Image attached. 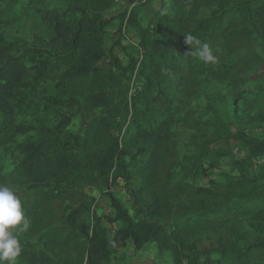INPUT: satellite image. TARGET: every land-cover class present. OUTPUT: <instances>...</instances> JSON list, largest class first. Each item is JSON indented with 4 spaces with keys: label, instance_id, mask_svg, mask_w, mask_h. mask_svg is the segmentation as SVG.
<instances>
[{
    "label": "trees",
    "instance_id": "1",
    "mask_svg": "<svg viewBox=\"0 0 264 264\" xmlns=\"http://www.w3.org/2000/svg\"><path fill=\"white\" fill-rule=\"evenodd\" d=\"M124 1L0 0V185L13 188L30 225L14 232L21 247L16 264H111L128 243L135 251L153 244L172 264H264L258 259L264 255V171H247V162L264 161V138L237 133L235 143L246 153L225 182L206 188L175 176L188 169L203 175L204 160L214 166L213 156L215 162L227 156L210 147L231 136L222 92L255 47L264 48V0H158L145 25L140 17L153 0L133 1L110 16ZM16 10H33L52 27L48 49L20 53L7 42L4 20ZM113 20L118 31L126 22L136 32V48L120 47L135 52L126 64L113 45L104 48ZM189 35L196 39L187 41ZM204 44L214 60L199 56ZM105 56L108 68L100 65ZM61 69L60 81L72 92L46 99L62 111L60 120L48 127L19 123L31 106L28 81L42 82ZM100 109L105 114L93 117ZM77 114L88 123L73 135L67 129ZM118 181L131 214L110 195L114 215H97L87 190L108 192ZM106 221L118 224L113 233ZM204 237L213 249L198 250Z\"/></svg>",
    "mask_w": 264,
    "mask_h": 264
},
{
    "label": "rangeland",
    "instance_id": "2",
    "mask_svg": "<svg viewBox=\"0 0 264 264\" xmlns=\"http://www.w3.org/2000/svg\"><path fill=\"white\" fill-rule=\"evenodd\" d=\"M53 0H46L47 3ZM138 0H126L124 2L116 4L110 11V16H115L121 13L124 9H129L132 5L131 2ZM129 7V8H128ZM159 1L153 0L152 3L143 10V14L140 17V23L145 25L148 18L158 9ZM118 20H113L110 25L106 28V35L104 39V48L107 52L114 47V55L126 64L129 56L134 59L135 52L133 54L129 50H121L120 47H137V36L136 32L129 29L127 24L125 25L126 34L129 35V40H134V44L127 43L122 37V27L118 31ZM3 34L9 44L17 49L20 53H28L32 49H48V42L53 37L52 27L48 24L42 23L39 17L30 10L26 15H21L19 10L14 13L8 14L4 20ZM129 58V59H130ZM100 65L104 68H108L109 58L104 57ZM60 71L50 72L46 78L39 83H31L28 81V87L26 89V95L31 101V106L26 110L24 115L19 117V123L25 125H34L36 123H42L48 127L58 122L62 116V111L56 107H52L46 103V99H64L69 97L72 92V88L64 85L60 81L62 73ZM134 81H130L128 84V97L129 94L134 90ZM241 87L240 94H236L237 89ZM121 89H127L124 83ZM219 90L220 87L216 86ZM130 91V92H129ZM213 95V92L209 94V98ZM222 95L226 97L221 104L222 113L227 115V123L230 129V137L226 141H218L212 144L210 147L213 150H223L227 153V156L222 157L216 161V157L213 156L214 166L209 165L208 160L202 162L203 169L206 172L203 175L196 176L193 171L183 170L175 173L176 180L183 183L199 186V187H210L211 183L225 182L227 178L237 175V167L233 166L235 159L242 158L246 149L243 147L239 148L241 154L236 155L233 150L235 149L234 143L236 142V135L238 132H242L245 135L263 139L264 138V48L261 45H257L254 49V53L243 61V64L236 73L227 81L224 85V91ZM118 102V100H117ZM204 105V104H203ZM105 110L100 109L97 112L92 113V116L104 115ZM87 120L82 115H75L72 118L71 125L68 127L67 132L70 134H81L86 125ZM225 126V125H224ZM118 131H114V137H117ZM24 138L21 137L18 142H23ZM184 149L179 150L180 162L184 156ZM3 161V156L0 157ZM188 165L185 167L187 168ZM190 167V166H189ZM247 171L249 174L262 173L264 171L263 160H252L247 162ZM13 190V188H11ZM87 194L92 209L97 215L103 216L104 218L112 217L114 215L113 208L111 207L110 195L118 199L123 207L129 210L131 214V201L126 191L123 188V183L118 181V186L111 187L108 192L99 193L96 191L87 190ZM256 197L259 198L260 194L256 193ZM104 225L112 233L117 229V223L104 222ZM251 230L250 226H244L242 230ZM215 247V244L209 240L208 237L198 244L197 248L199 251L211 250ZM124 249V248H123ZM122 250L118 251L111 258V264H119L122 260L121 257L125 258V253L134 257L137 251L134 250L133 246H129L123 255H120ZM151 257L147 260V263L142 262V259H135V264H172L167 255H158L155 252L151 253ZM258 259L264 260V255L259 256Z\"/></svg>",
    "mask_w": 264,
    "mask_h": 264
},
{
    "label": "clouds",
    "instance_id": "3",
    "mask_svg": "<svg viewBox=\"0 0 264 264\" xmlns=\"http://www.w3.org/2000/svg\"><path fill=\"white\" fill-rule=\"evenodd\" d=\"M185 39L192 41L196 38L189 35ZM198 54L207 61L214 60L206 44L201 46ZM29 227L22 210L21 200L10 187L0 185V264H16L21 247L14 232L27 231Z\"/></svg>",
    "mask_w": 264,
    "mask_h": 264
},
{
    "label": "crops",
    "instance_id": "4",
    "mask_svg": "<svg viewBox=\"0 0 264 264\" xmlns=\"http://www.w3.org/2000/svg\"><path fill=\"white\" fill-rule=\"evenodd\" d=\"M131 246V243H128L127 246L122 249V252L120 253V255H123L125 252V250ZM154 245L153 244H148L146 246H144L141 250L137 251V254L134 257H131L130 255H127V253H125V258L121 257V262L119 264H135L134 260L139 258L142 259V262L147 263L148 259L151 257V253H154Z\"/></svg>",
    "mask_w": 264,
    "mask_h": 264
},
{
    "label": "built area",
    "instance_id": "5",
    "mask_svg": "<svg viewBox=\"0 0 264 264\" xmlns=\"http://www.w3.org/2000/svg\"><path fill=\"white\" fill-rule=\"evenodd\" d=\"M125 25H126V22H124V23H123V26H122V32H121L122 37H123V39H124L127 43L133 45V44H134V40H129V35L126 34V32H128V31H126V29H125ZM234 145H235L236 147H235V149L233 150V152H234L236 155L239 156V155L241 154V151H239V148H237L238 145H237L236 143H234Z\"/></svg>",
    "mask_w": 264,
    "mask_h": 264
}]
</instances>
